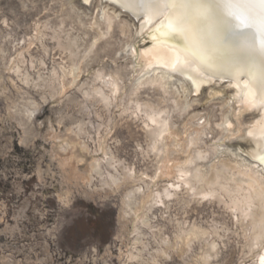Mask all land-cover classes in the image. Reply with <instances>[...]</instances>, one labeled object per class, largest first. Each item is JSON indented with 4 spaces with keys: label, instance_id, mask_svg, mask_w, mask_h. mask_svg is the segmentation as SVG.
I'll use <instances>...</instances> for the list:
<instances>
[{
    "label": "bare ground",
    "instance_id": "bare-ground-1",
    "mask_svg": "<svg viewBox=\"0 0 264 264\" xmlns=\"http://www.w3.org/2000/svg\"><path fill=\"white\" fill-rule=\"evenodd\" d=\"M91 2L92 13L83 18L71 1L60 0L56 24L49 21V25L47 20L37 28L35 39L42 43L49 34L62 55V61L55 63L48 75L38 69L36 76H31L24 67L22 51L7 60L3 69L12 71L23 84L47 88L51 95H64L67 88L78 83L83 98L99 103L108 114L118 104V115L140 122L145 139L142 153L153 157L155 169L150 175L138 174L108 150L105 135L101 138L98 131L94 147L89 148L83 140L87 126L79 121L69 128L70 134L52 136L50 153L59 156L63 180L69 186L85 185L96 177L110 190L124 187L119 216L129 225L125 230L130 239L122 253L125 264H157L172 251L183 256L194 243L199 244V258L185 264H210L217 256L220 237L226 234L222 235L225 228L221 226L203 228L175 220L172 237L152 229L153 209L172 198L185 207L204 201L221 206L231 217L248 264H264V162L258 159L264 157V79L257 77V68L264 65V43L258 32L264 2L87 3ZM162 25H191L200 48H192L186 34L153 32L149 36V29ZM146 38L152 39L151 43L139 45ZM107 52L115 64L120 56L125 61L115 68L97 67L90 71V80L80 83V75ZM207 53H212L208 62L216 66L215 70L205 66L203 56ZM2 60H6V51L0 43ZM29 60L31 68L33 60ZM203 88L209 100H219L216 119L208 112L191 111ZM226 88L230 91L220 96ZM11 106L14 111L10 113L21 121L25 134L34 103L26 95ZM248 112L255 115L246 121L244 114ZM233 139L252 143L248 157L239 149L227 148L226 142ZM229 150V154L224 153ZM71 160L85 164L79 168ZM162 178L167 183L159 185ZM146 234L151 235L152 242Z\"/></svg>",
    "mask_w": 264,
    "mask_h": 264
},
{
    "label": "rangeland",
    "instance_id": "rangeland-1",
    "mask_svg": "<svg viewBox=\"0 0 264 264\" xmlns=\"http://www.w3.org/2000/svg\"><path fill=\"white\" fill-rule=\"evenodd\" d=\"M59 1L0 0V43L6 51V60L0 62V264H125L122 253L130 239L129 225L119 216L124 187L110 190L96 177L85 185H67L58 164L59 156L50 153V147L53 135L70 134L69 128L82 121L87 126L83 140L88 142L89 148L94 147L99 132L101 138L105 135L107 148L116 158L134 167L138 174L150 175L155 161L142 153L145 139L140 122L118 115V104L108 114L99 103L87 101L78 83L67 88L64 95H51L47 88L23 84L12 71L3 69L8 66L6 61L21 51L26 58L24 67L31 76H36L38 69L46 76L53 65L62 61L49 34L42 43L35 39L37 28L47 20L48 24L49 21L56 24ZM69 1L83 18H89L93 2ZM122 18L127 17L122 14ZM151 41L146 38L139 45L145 47ZM108 54L111 55L101 53L90 70L80 75L79 82L90 80V71L97 67L115 68L125 61L124 56H120L115 64ZM29 59L33 60L31 68ZM38 60L44 64L41 66ZM227 91L230 89H224L220 96ZM22 92L34 103L25 134L19 124L21 121L10 113L14 111L13 102L25 97ZM197 98L191 111L208 112L216 119L219 100H209L206 88ZM254 115L245 113L244 119L249 121ZM226 145L232 151L239 149L244 157H248L252 148L247 139H233ZM230 150L224 153L229 154ZM71 163L81 168L85 161L71 160ZM165 182L166 178H162L158 184ZM182 194L180 191L179 195ZM175 220L194 222L203 228L214 224L225 228L218 254L210 264L249 263L241 254V239L235 233L230 215L216 203L191 202L185 207L172 198L152 211L154 231L161 229L172 237ZM146 236L149 242L153 241L150 234ZM199 250V244L194 243L183 256L180 251H172L157 264L193 262L199 258ZM134 263L137 262L130 264Z\"/></svg>",
    "mask_w": 264,
    "mask_h": 264
},
{
    "label": "snow or ice",
    "instance_id": "snow-or-ice-1",
    "mask_svg": "<svg viewBox=\"0 0 264 264\" xmlns=\"http://www.w3.org/2000/svg\"><path fill=\"white\" fill-rule=\"evenodd\" d=\"M87 2H88V0H85V3H87ZM262 2H264V0H262ZM244 23L247 24V21H244ZM153 32H161V33H165V34L175 32V33H180L181 35L186 34L185 37L188 38L191 47L195 48V49L200 48L199 42L197 40L198 34L196 31L193 30L191 25H187V26L179 27V28H177L176 26H173V25L158 26V27L149 29V33H148L149 36H151V33H153ZM258 32H259L260 37H261V42L264 43V16H260L258 18ZM185 50H187V49H185ZM203 57H204L205 66L208 67L209 69L215 70L216 66L212 65L211 63L208 62L212 58V53H207L206 56H203ZM258 159H260L261 162H264V157H258Z\"/></svg>",
    "mask_w": 264,
    "mask_h": 264
},
{
    "label": "clouds",
    "instance_id": "clouds-1",
    "mask_svg": "<svg viewBox=\"0 0 264 264\" xmlns=\"http://www.w3.org/2000/svg\"><path fill=\"white\" fill-rule=\"evenodd\" d=\"M257 77L264 79V65L261 67L257 68Z\"/></svg>",
    "mask_w": 264,
    "mask_h": 264
}]
</instances>
